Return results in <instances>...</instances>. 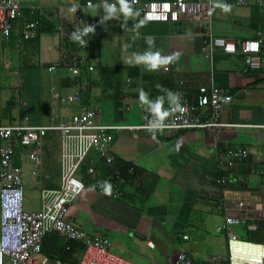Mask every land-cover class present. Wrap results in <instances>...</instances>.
<instances>
[{
    "label": "crops",
    "instance_id": "crops-1",
    "mask_svg": "<svg viewBox=\"0 0 264 264\" xmlns=\"http://www.w3.org/2000/svg\"><path fill=\"white\" fill-rule=\"evenodd\" d=\"M20 1L25 19H29L30 9L35 7L41 17L56 24L59 30L64 23L71 27L89 21L99 32L100 53L90 59L82 80L88 86L84 103L101 106L103 124L138 126L142 109L149 107L140 99L139 89L143 87L149 98L155 99L163 93V89L156 87L157 83L173 91L184 90L192 98L198 97L200 85H207L208 89L215 87L232 96L221 121L237 125L233 128L114 132L112 148L116 166L117 161H122L142 174L133 185L128 184L119 198L99 194L88 178L86 190L69 211V219L75 224L93 236L106 238L113 253L136 264H172L180 251L191 255L199 264H226L229 261L227 232L216 230L226 215L219 203L221 199L232 205L243 202L256 216L257 229H264V10L257 0H249L242 7L214 8L213 33L230 41L235 51L216 47L212 58L207 56L204 44L207 21H146L141 20L137 7L133 8L138 10V15L125 19L118 11L119 18L101 21L103 0ZM88 2L92 6L88 7ZM59 30L40 35L35 60L39 67L34 72L40 88V99L36 101L40 110L36 111L34 120L24 119L28 124L46 125L52 119L60 124L78 114L77 106L59 103V96L71 92L73 87L67 72L62 71L55 79L48 72V67L61 57ZM149 35L155 38L154 50L159 49L162 55L170 57L156 70L145 68L134 55L150 47L145 40ZM247 40L260 42V69L245 71L241 45ZM183 75L195 76L188 81V87L179 88L176 85L182 83ZM29 76L33 80L32 73ZM206 76L208 80L203 78ZM53 86L56 89L52 93ZM124 106L129 109L122 111ZM10 123L14 122L7 124ZM240 149L250 151L247 159L236 160L232 167L223 165L230 151ZM60 156L58 131L48 132L40 166L29 159L23 147L16 146L15 162L27 177L26 210L41 209L42 189L59 187ZM88 166H94L100 176L109 171L106 162L95 152L90 153L82 170ZM153 181H157V186L148 200L135 194L137 187L147 188ZM247 230L235 226L230 231L247 241L244 238ZM65 242L57 233L48 234L43 244L44 254L78 264L82 254L76 252L68 257L64 253Z\"/></svg>",
    "mask_w": 264,
    "mask_h": 264
},
{
    "label": "built area",
    "instance_id": "built-area-1",
    "mask_svg": "<svg viewBox=\"0 0 264 264\" xmlns=\"http://www.w3.org/2000/svg\"><path fill=\"white\" fill-rule=\"evenodd\" d=\"M132 7L140 10L141 20L152 22H192L207 21L204 28V44L207 56L213 57L216 47H223L226 52H234V46L226 38L214 35L211 15L217 6H246L249 0H165L144 1L130 0ZM257 5L264 10V0H257ZM87 6H92L91 2ZM39 12L31 8L29 19L24 18L20 0H0V42H8L14 28L20 27L25 40H35L38 36L35 19ZM82 25L69 27L62 24L59 30L60 59L48 67L52 79L62 71L67 72L73 82L71 92L59 96L62 106H77L78 114L68 121L56 124L33 125L28 123H10L0 126V264H70L60 257H51L43 252L46 236L57 233L67 243L78 242L83 246V253L78 264H136L111 250L110 243L104 237H96L82 229L69 219V211L87 188L82 178V167L91 152L99 156L108 165L109 171L100 176L94 166L85 169L94 189L103 195L114 198L122 197L126 192L128 180L120 168L116 166L113 154L114 132L124 129L180 130L233 128L237 125L221 121L223 111L232 103V96L215 87H202L197 98H192L184 90L181 93L180 107L170 111L157 123L154 113L149 107L142 109L141 123L138 126L107 125L102 123L101 106H90L84 103V93L88 86L82 80L85 69L89 66L90 34L84 37L88 42L81 44L72 39V33L82 29ZM92 25V24H91ZM244 54L245 71L260 69V42L244 41L241 45ZM52 87V93L55 92ZM163 107H169L168 103ZM129 108L124 106L122 111ZM50 131H58L61 138V174L60 185L55 189L41 190V209L28 211L25 209V171L15 162V148L23 147L29 159L36 165L42 163L44 140ZM250 151L240 149L230 151L229 159L223 165L232 167L238 159H247ZM37 173V172H35ZM107 181V183H103ZM225 211L223 224L217 226L218 232H227L229 264H264V244L252 243L240 239L231 232L235 226H244L248 230H256V216L243 202L232 205L225 199L220 200ZM237 212V213H233ZM234 243H245L259 246L262 253L244 259L233 258ZM149 245L154 246L153 242ZM70 246H67V250ZM238 251L241 250L237 248ZM172 264H199L195 258L180 251Z\"/></svg>",
    "mask_w": 264,
    "mask_h": 264
},
{
    "label": "rangeland",
    "instance_id": "rangeland-1",
    "mask_svg": "<svg viewBox=\"0 0 264 264\" xmlns=\"http://www.w3.org/2000/svg\"><path fill=\"white\" fill-rule=\"evenodd\" d=\"M37 52L30 44L12 47L0 42V123H29L24 119L34 120L36 111L40 110L36 102L40 99V88L34 76L39 67L35 64Z\"/></svg>",
    "mask_w": 264,
    "mask_h": 264
},
{
    "label": "clouds",
    "instance_id": "clouds-1",
    "mask_svg": "<svg viewBox=\"0 0 264 264\" xmlns=\"http://www.w3.org/2000/svg\"><path fill=\"white\" fill-rule=\"evenodd\" d=\"M104 7V15L101 17V21L109 20L113 17H118L117 12L123 13L125 19L138 15V10H134L131 5L130 0H103ZM224 7H230V5H224ZM89 32H94V25L85 24L82 29L74 31L72 35V39L79 41L81 44H86L88 41L84 39L85 36ZM136 35H139L137 32ZM133 39L136 36L132 37ZM146 42L149 44V48L142 52L134 53L136 60L138 63L144 65L148 70H156L161 66V64L170 57L162 55L161 50H154V42L155 38L151 35L145 37ZM157 88L163 89V93L156 96L155 99H150L148 92L141 87L139 89L140 99L142 101H146L150 110L154 113L155 121L160 123L163 121V118L166 117L170 111H175L180 107V97L181 93L179 91H173L171 89L166 88L164 85L157 83ZM167 101L169 107L165 108L163 105ZM107 183V181L103 182Z\"/></svg>",
    "mask_w": 264,
    "mask_h": 264
},
{
    "label": "trees",
    "instance_id": "trees-1",
    "mask_svg": "<svg viewBox=\"0 0 264 264\" xmlns=\"http://www.w3.org/2000/svg\"><path fill=\"white\" fill-rule=\"evenodd\" d=\"M35 19L38 22L37 25V33L38 36L35 40H25L22 35H21V29L20 27H16L13 29L10 39L8 40L7 43L10 44V46L12 47H16L20 44H30L31 46H33L34 48L39 49V43H40V35L43 33H54L57 32L59 30L58 26L56 24L51 23L49 20L41 17L39 15V13L36 15ZM100 49H101V39L99 36V32H97L96 30H94V32H91L90 34V51H89V58H95L98 57L99 53H100ZM195 75L189 76V75H183L181 78V82L182 83H178V85H176L177 87H188V81L194 77ZM206 80L209 79V76L203 77ZM180 84V85H179ZM207 86V85H206ZM203 85H200L198 87V91L200 90L201 87H206ZM179 87V88H180ZM165 104H167V101H165ZM117 165L120 168V170L122 171L123 175L127 178L128 180V184H134L135 181L138 179V177L142 174V171L139 170L138 168H136L135 166L131 165V164H126L122 161H117ZM82 178L89 183V179L86 175L85 169L82 170ZM150 186V187H149ZM147 186V188L143 187V186H139L136 189L135 194L136 195H140L141 197H143L144 199L148 200L150 197H152L155 188L157 186V181H153L151 185ZM244 238L247 241H250L252 243H258V244H264V229L263 228H258L256 231H248L247 230V234L244 236ZM70 246V249L67 250V246ZM76 252L82 254L83 252V246L80 243H67L65 242L64 244V253L69 257V255H73ZM53 257V256H51ZM64 258V257H62ZM229 264V261L226 263Z\"/></svg>",
    "mask_w": 264,
    "mask_h": 264
},
{
    "label": "bare ground",
    "instance_id": "bare-ground-1",
    "mask_svg": "<svg viewBox=\"0 0 264 264\" xmlns=\"http://www.w3.org/2000/svg\"><path fill=\"white\" fill-rule=\"evenodd\" d=\"M234 251H233V258L237 259H244L249 258L251 256H259L262 253V249L259 246L255 245H249L245 243H234L233 245ZM241 250L238 251L237 248H240ZM238 264V263H234Z\"/></svg>",
    "mask_w": 264,
    "mask_h": 264
}]
</instances>
